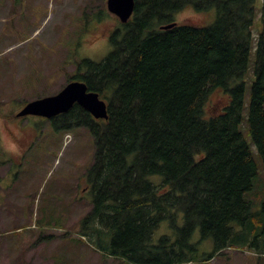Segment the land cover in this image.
<instances>
[{
    "label": "trees",
    "instance_id": "16d2710c",
    "mask_svg": "<svg viewBox=\"0 0 264 264\" xmlns=\"http://www.w3.org/2000/svg\"><path fill=\"white\" fill-rule=\"evenodd\" d=\"M255 1L135 0L108 55L79 62L70 80L98 92L109 118L77 103L58 118L94 135V202L81 225L104 252L132 264H183L197 256V229L214 239L211 257L264 234V203L252 213L246 196L258 171L240 129ZM186 7L215 18L161 28ZM255 51L248 129L264 161V4ZM217 90L225 103L208 106ZM165 221L173 232L156 237Z\"/></svg>",
    "mask_w": 264,
    "mask_h": 264
},
{
    "label": "rangeland",
    "instance_id": "374dc122",
    "mask_svg": "<svg viewBox=\"0 0 264 264\" xmlns=\"http://www.w3.org/2000/svg\"><path fill=\"white\" fill-rule=\"evenodd\" d=\"M263 4L255 1L240 125L257 163L246 195L252 213L262 211L264 203V161L248 129ZM214 14L186 7L175 20L209 24ZM118 27L121 21L107 0H0V264H132L101 250L81 225L94 202L87 179L96 152L91 130L66 129L60 117L16 116L28 101L58 93L77 74L80 61L104 59ZM224 96L215 91L208 106L225 103ZM172 232L165 221L155 236ZM263 240L264 234L252 245L227 247L211 257L214 239L201 240L197 229L192 237L197 256L183 264H264Z\"/></svg>",
    "mask_w": 264,
    "mask_h": 264
},
{
    "label": "water",
    "instance_id": "95a60500",
    "mask_svg": "<svg viewBox=\"0 0 264 264\" xmlns=\"http://www.w3.org/2000/svg\"><path fill=\"white\" fill-rule=\"evenodd\" d=\"M108 10L116 14L124 23L134 13L135 0H107ZM177 22L161 25L162 29L175 26ZM77 103L88 110L95 118L108 119V103L96 91L89 90L87 83L75 79L70 81L60 92L28 102L17 116L37 115L52 118L69 111Z\"/></svg>",
    "mask_w": 264,
    "mask_h": 264
},
{
    "label": "flooded vegetation",
    "instance_id": "af4514ba",
    "mask_svg": "<svg viewBox=\"0 0 264 264\" xmlns=\"http://www.w3.org/2000/svg\"><path fill=\"white\" fill-rule=\"evenodd\" d=\"M62 115V114H61ZM58 117V116H57Z\"/></svg>",
    "mask_w": 264,
    "mask_h": 264
}]
</instances>
